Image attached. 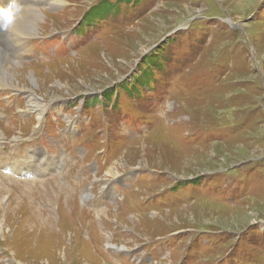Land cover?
Instances as JSON below:
<instances>
[{
	"label": "rangeland",
	"instance_id": "obj_1",
	"mask_svg": "<svg viewBox=\"0 0 264 264\" xmlns=\"http://www.w3.org/2000/svg\"><path fill=\"white\" fill-rule=\"evenodd\" d=\"M14 5L0 264H264V0Z\"/></svg>",
	"mask_w": 264,
	"mask_h": 264
},
{
	"label": "bare ground",
	"instance_id": "obj_2",
	"mask_svg": "<svg viewBox=\"0 0 264 264\" xmlns=\"http://www.w3.org/2000/svg\"><path fill=\"white\" fill-rule=\"evenodd\" d=\"M44 1L47 3L49 0H44ZM17 2H18V0H0V10H1V6L3 7L5 4H7L6 8L4 9V12H9V13H7L8 19H6L9 22V25H8L9 31L12 33H15L18 38L22 37V35H27V36L37 35L36 31L34 30V25H31L32 20L30 21L31 24L25 25L28 23V21L23 16L22 17L24 19L23 18L21 19V14L24 11H20V10L18 11L17 10L18 8H16V10H14V7H15L14 4H17ZM24 6H26V5L24 4ZM28 8L29 7H23L22 9L26 10ZM18 19H20V21ZM4 58H5V56L3 55V53L0 50V82L2 81L4 83V85H7V82H9V80L11 82L13 80V83L17 84L16 80H17L18 76H20V73L15 72V70H13V68H11V66L6 65L5 60H7V59L6 58L4 59ZM32 77L29 76L30 83H31L32 87H28V88L31 90H34L33 86L37 85V82L35 85H34V82L37 81V79L34 78L35 79L34 80V79H32ZM15 86H17V85H15ZM24 90H25V88H24ZM38 96L39 95H37V93H36V96L32 94V95H29L27 97L29 98V101L31 102V104H34L33 107L35 109H33V111L35 113H37V115H40V114H42V110L44 108L43 101L46 98L43 96H39V97Z\"/></svg>",
	"mask_w": 264,
	"mask_h": 264
},
{
	"label": "trees",
	"instance_id": "obj_3",
	"mask_svg": "<svg viewBox=\"0 0 264 264\" xmlns=\"http://www.w3.org/2000/svg\"><path fill=\"white\" fill-rule=\"evenodd\" d=\"M164 45V44H163ZM165 46V48L163 47V50L161 51V53L160 54H155V55H152L151 57V59L149 60V63L152 65V66H159L160 68H161V70L160 71H165L166 69H167V67H168V64L170 63L169 61H170V58H172V56H171V54L170 55H167L168 54V48H167V46L166 45H164ZM144 61H146V60H144ZM54 62H57V61H54ZM58 62H59V60H58ZM57 62V63H58ZM142 62V61H141ZM118 82V81H117ZM112 88H113V86L110 88V89H108V90H112ZM106 92V91H105ZM104 92V93H105ZM102 95H103V92L101 93ZM103 106V108L105 109V105L103 104L102 105ZM232 244L231 243H229V247H228V249H229V251H230V246H231ZM218 248H220V246H216L214 249H218Z\"/></svg>",
	"mask_w": 264,
	"mask_h": 264
},
{
	"label": "clouds",
	"instance_id": "obj_4",
	"mask_svg": "<svg viewBox=\"0 0 264 264\" xmlns=\"http://www.w3.org/2000/svg\"><path fill=\"white\" fill-rule=\"evenodd\" d=\"M47 101V99L44 100V102Z\"/></svg>",
	"mask_w": 264,
	"mask_h": 264
},
{
	"label": "water",
	"instance_id": "obj_5",
	"mask_svg": "<svg viewBox=\"0 0 264 264\" xmlns=\"http://www.w3.org/2000/svg\"><path fill=\"white\" fill-rule=\"evenodd\" d=\"M235 26H237L236 24H234Z\"/></svg>",
	"mask_w": 264,
	"mask_h": 264
}]
</instances>
